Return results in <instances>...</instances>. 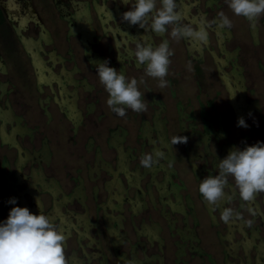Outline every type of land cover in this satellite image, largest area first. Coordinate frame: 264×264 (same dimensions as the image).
<instances>
[{
  "label": "rangeland",
  "instance_id": "374dc122",
  "mask_svg": "<svg viewBox=\"0 0 264 264\" xmlns=\"http://www.w3.org/2000/svg\"><path fill=\"white\" fill-rule=\"evenodd\" d=\"M128 9L0 0V220L11 198L41 209L67 236V264H264V192L243 201L229 177L215 205L199 193L233 146L264 141V15L249 21L225 0H177L182 23L206 28L204 43L122 22ZM163 39L174 55L160 88L133 53L137 40ZM105 59L144 79L147 111L110 110L96 74ZM241 116L248 128L237 126ZM178 135L187 140L173 145ZM156 151L163 156L142 166ZM225 207L239 216L223 221Z\"/></svg>",
  "mask_w": 264,
  "mask_h": 264
},
{
  "label": "clouds",
  "instance_id": "9594fccd",
  "mask_svg": "<svg viewBox=\"0 0 264 264\" xmlns=\"http://www.w3.org/2000/svg\"><path fill=\"white\" fill-rule=\"evenodd\" d=\"M129 5L121 14V21L141 29L164 34L169 32L173 39H193L206 43L208 32L204 26L194 28L182 23L181 13L177 10V0H120ZM228 8L237 16L255 21L264 15V0H225ZM220 24L231 27L230 18L223 12L219 14ZM136 63L144 66L145 75L158 79V86L164 88L169 81L171 57L174 55L168 39L158 45L136 41L134 51ZM105 59L96 63L99 82L108 93L106 100L110 110L119 117H124L128 109L141 113L147 111L148 101L139 85L145 83L127 77L122 71L109 66ZM251 116V113H249ZM237 126L248 128L243 116L237 120ZM187 137L178 135L173 138V145L186 142ZM163 153H145L140 163L151 167ZM216 174H209L199 183V193L209 205H215L225 198V187L229 177L234 181L243 201H252L258 193L264 192V141H257L243 148L233 146L228 154L216 164ZM231 200V197H227ZM12 207L8 216L0 220V264H67L65 244L67 236L58 227L52 217L41 209L33 213L27 206L17 205V198H11ZM40 208V206H39ZM233 216H239L232 207H225L221 219L228 222Z\"/></svg>",
  "mask_w": 264,
  "mask_h": 264
},
{
  "label": "flooded vegetation",
  "instance_id": "af4514ba",
  "mask_svg": "<svg viewBox=\"0 0 264 264\" xmlns=\"http://www.w3.org/2000/svg\"><path fill=\"white\" fill-rule=\"evenodd\" d=\"M6 5H7L9 8H11V7L13 8V6L11 5V3H9V2H8ZM14 7H15V6H14ZM13 9H16V8H13Z\"/></svg>",
  "mask_w": 264,
  "mask_h": 264
},
{
  "label": "bare ground",
  "instance_id": "6f19581e",
  "mask_svg": "<svg viewBox=\"0 0 264 264\" xmlns=\"http://www.w3.org/2000/svg\"><path fill=\"white\" fill-rule=\"evenodd\" d=\"M26 9V8H25ZM194 147H195V145H194ZM190 153H192V152H190Z\"/></svg>",
  "mask_w": 264,
  "mask_h": 264
}]
</instances>
